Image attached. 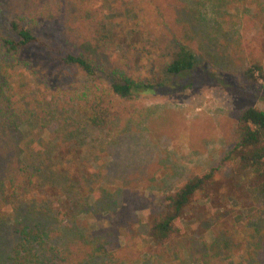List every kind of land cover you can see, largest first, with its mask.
Returning <instances> with one entry per match:
<instances>
[{
	"label": "rangeland",
	"instance_id": "obj_1",
	"mask_svg": "<svg viewBox=\"0 0 264 264\" xmlns=\"http://www.w3.org/2000/svg\"><path fill=\"white\" fill-rule=\"evenodd\" d=\"M71 1L77 9L66 20V8H62L61 15L52 20L39 19L37 32L92 61L99 75L88 77L61 66L43 49L24 52L35 73L27 74L29 86H15V107L20 115L33 109L30 119L41 128L36 143L43 149L46 163L41 170L36 164L29 165L30 187L19 188L5 211H13L15 205L23 210L28 204L56 205L51 189L62 199L75 203L82 199L83 205H92L105 192L110 206L103 205L106 208L98 211L96 221L84 213L78 215L80 225L103 231L113 228L112 250L136 253L144 246L150 214L165 195L191 176L214 169L212 179L220 182L219 193L228 190L233 165L222 164L220 159L231 147L240 112L248 106L264 108V78L255 73L257 79L251 81L244 75L254 59L264 66V31L256 17L258 4L264 0L240 4L219 0ZM45 2L0 0V18L13 7L24 13ZM89 17L113 28L115 36L107 55L97 43L73 37L79 21ZM177 44L190 49L198 63L185 76L165 75L163 61ZM114 68H124L127 75L146 84H186L183 78L202 73L211 80L172 93L138 92L122 100L110 90L109 73ZM53 95L61 102L59 108ZM94 100H102L112 112L101 127L87 119ZM17 125L10 135L37 134L28 123L17 119ZM10 135L0 128V166L3 150H12L13 165L23 158L14 155L19 147L16 149ZM212 187H208V195L214 197ZM7 190L4 183L0 198ZM234 192V197L217 203L220 207L196 193L185 213L187 221L177 225L179 233L183 241L195 238L197 245L223 243L228 250L224 249L226 264H264V204L256 202L245 187ZM235 211L241 213L240 227L233 217Z\"/></svg>",
	"mask_w": 264,
	"mask_h": 264
},
{
	"label": "trees",
	"instance_id": "obj_2",
	"mask_svg": "<svg viewBox=\"0 0 264 264\" xmlns=\"http://www.w3.org/2000/svg\"><path fill=\"white\" fill-rule=\"evenodd\" d=\"M219 1L240 4L247 0ZM41 6L28 9L24 13L21 8L13 7L15 10L12 8L9 15L0 18V128L10 135L13 129L17 130L19 119L31 125L33 130H37L35 136L30 131L29 135L24 136L10 135L17 144L16 149L19 147V152L16 153L15 150L14 155L23 157L17 165L15 162L12 164L14 160L11 157L12 150L5 152L3 150L0 188L7 183L8 190L6 195L0 198V264H226L224 249L227 250V247L223 243L213 241L209 245L204 242L197 245L195 238L183 241L177 225L187 221L186 210L193 196L199 192L205 201L212 206L220 207L217 203H220L222 198H232L235 189L245 187L246 192L256 202L264 204V108L256 106H248L240 112L232 135L231 147L220 159L222 164L230 162L233 165L226 193H219L220 182L212 179L214 169L206 174L191 176L176 191L165 195L158 209L150 214L142 241L144 246L136 253L129 249L126 253L121 252V249L112 250L113 228L103 231L96 228L93 230L88 225H80L78 215L84 213L96 221L99 220L96 217L98 211L106 208L103 205L110 206L107 201L109 197L105 192H102L103 195L92 205H83L82 199L78 201L79 203L62 199L57 196L55 189H51L56 205L52 202L46 207L28 204L24 210L21 206L15 205L13 211H5L7 202L18 193L19 188L27 190L30 187L32 181L28 171L29 165L36 164L38 170H41L46 163L45 153L36 143V136L41 132V128L37 129V124L30 119L33 109L29 108L32 112L21 115L16 109L18 100L15 97L18 90L15 86L19 89L29 86L27 74L35 73L27 56L23 55L24 52L36 48L43 49L61 66L78 70L88 77L99 75V70L92 61L71 50L68 51L60 43L46 39L37 32L36 22L39 19L52 20L56 15H61L62 8H66L65 14H68L66 20L72 14L71 10L77 9L76 5L71 0H47L41 3ZM258 6L256 17L259 18L261 30L264 31V4L260 2ZM114 36L113 28L104 20L92 17L79 21L73 31L75 39L83 43H97L103 55L108 54L107 47L113 42ZM171 51L169 59L163 61L165 75L185 76L195 69L198 62L190 49L177 44ZM16 66L18 68L14 70ZM255 73L259 78H264V66L261 61L254 59L246 68L244 75L246 79L255 81L257 79ZM183 79L187 81L186 84L173 83L166 86L161 82L146 84L141 78L136 80L127 75L124 68H114L109 73L110 90L122 100L129 99L138 92L172 93L193 86L197 81L211 80L206 73L199 76L189 75ZM52 98L57 107L61 105L56 95ZM101 102L103 101L94 100L90 111L87 112L88 121L98 127L105 125L112 113ZM60 117L64 119V114H60ZM60 117L59 121L63 122ZM125 169L129 170L127 167ZM211 186L214 197L208 195V187ZM223 204L228 205L227 201ZM75 209L78 212L74 213ZM218 210H215L216 214H220ZM233 217L236 226L240 227L241 213L235 211ZM184 253L187 258H183Z\"/></svg>",
	"mask_w": 264,
	"mask_h": 264
}]
</instances>
